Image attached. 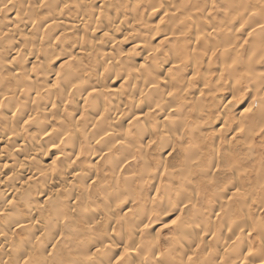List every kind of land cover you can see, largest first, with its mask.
<instances>
[{
	"label": "clouds",
	"instance_id": "9594fccd",
	"mask_svg": "<svg viewBox=\"0 0 264 264\" xmlns=\"http://www.w3.org/2000/svg\"><path fill=\"white\" fill-rule=\"evenodd\" d=\"M0 264H264V0H0Z\"/></svg>",
	"mask_w": 264,
	"mask_h": 264
}]
</instances>
